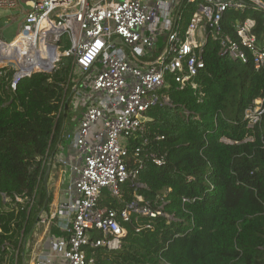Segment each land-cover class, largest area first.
I'll use <instances>...</instances> for the list:
<instances>
[{
  "label": "trees",
  "instance_id": "16d2710c",
  "mask_svg": "<svg viewBox=\"0 0 264 264\" xmlns=\"http://www.w3.org/2000/svg\"><path fill=\"white\" fill-rule=\"evenodd\" d=\"M202 58L195 88L179 89L168 75L158 91L168 104L146 113L144 148L161 165L145 158L119 197L104 190L98 200L117 211L140 197L138 206L160 215H134L120 249L96 250L95 264H264V116L253 131L243 120L251 102L264 99V69L218 56L211 42ZM70 71L68 61L15 90L9 72L0 76V264H26L23 250L47 213L42 180L69 116ZM138 144L130 140L128 149ZM50 235L66 238L56 229Z\"/></svg>",
  "mask_w": 264,
  "mask_h": 264
},
{
  "label": "built area",
  "instance_id": "2783aa9c",
  "mask_svg": "<svg viewBox=\"0 0 264 264\" xmlns=\"http://www.w3.org/2000/svg\"><path fill=\"white\" fill-rule=\"evenodd\" d=\"M22 3L23 19L14 38L5 40L0 31V76L9 72V88L15 90L20 80L53 75L69 61L72 98L81 110L75 128L65 133L77 159L71 165L68 199L56 217L43 215L39 223L52 221L66 234L58 248L63 264H95L96 250L120 249L124 226L134 215H160L138 206L140 197L117 211L99 208L98 200L104 190L119 197L120 187L136 180L145 158L161 165L144 148V133L148 110L168 104L167 96L158 93L166 77L179 89L188 84L195 88L193 79L204 69L202 53L208 42L215 44L218 56L262 71L264 0ZM14 8L18 0H0V9ZM228 13L237 17L229 19ZM159 37L163 48L157 51ZM263 116L264 99L252 101L243 113L246 128L255 130ZM134 139L140 144L129 150ZM30 264H52V258L38 256Z\"/></svg>",
  "mask_w": 264,
  "mask_h": 264
},
{
  "label": "crops",
  "instance_id": "0c3cea01",
  "mask_svg": "<svg viewBox=\"0 0 264 264\" xmlns=\"http://www.w3.org/2000/svg\"><path fill=\"white\" fill-rule=\"evenodd\" d=\"M80 113L81 110H79V115L75 121H72L71 123H63V125H65V129L63 132H60L58 137L55 139L52 148L50 149L46 158V172L42 182L46 191L45 207L47 212L43 215H45L47 218H52L53 216L56 217L59 208L65 205L68 199L69 188L73 182L71 165L75 164V161L77 159L70 142L65 139V133H68L75 128L80 118ZM70 118L71 115L68 116L66 122ZM39 224V227H41V225L43 226L44 236H40L39 239H36L34 241V244L33 242L32 244H30L29 257L31 259L25 257L23 261L26 262V260H30L31 262V260H34L38 256L50 255V257L52 258V264H63V262L59 258L58 252V248L60 247V243L63 239L55 238L50 235V231L52 229H55L52 221L46 222L45 224L41 225ZM38 226L33 229L30 236L36 235L35 232L38 230ZM47 233L49 234L50 238L47 237ZM56 254L58 255V257L56 256Z\"/></svg>",
  "mask_w": 264,
  "mask_h": 264
},
{
  "label": "rangeland",
  "instance_id": "374dc122",
  "mask_svg": "<svg viewBox=\"0 0 264 264\" xmlns=\"http://www.w3.org/2000/svg\"><path fill=\"white\" fill-rule=\"evenodd\" d=\"M22 1L23 0H18V8L8 9V10L0 9V31H2L1 33L3 35V38H5V40H7V41L12 40L14 38L15 34L17 33V31L19 30L20 22L23 19V16L21 13L25 9ZM235 16H237V14H233L232 16H229V19L234 18ZM66 62H68V61H65L64 63H66ZM68 107H69L68 114L71 115V118L68 119L66 123H71L72 121H75L79 115V109H78L79 105H78V101L75 97L70 99V101L68 103ZM39 225H41V224H39ZM43 232H44L43 226L41 225V227L38 226V230L35 232L36 235L30 236L29 245H27V248H25L23 250L24 258L25 257L30 258L29 257V249H30L29 246H30V244H32V242L34 244L35 243L34 241L36 239H39L40 236L41 237L44 236ZM47 237L50 238L48 233H47ZM31 249H32V247H31ZM30 252H31V250H30ZM26 264H30V260H26Z\"/></svg>",
  "mask_w": 264,
  "mask_h": 264
},
{
  "label": "water",
  "instance_id": "95a60500",
  "mask_svg": "<svg viewBox=\"0 0 264 264\" xmlns=\"http://www.w3.org/2000/svg\"><path fill=\"white\" fill-rule=\"evenodd\" d=\"M120 45H122V46H123L122 42H120Z\"/></svg>",
  "mask_w": 264,
  "mask_h": 264
}]
</instances>
